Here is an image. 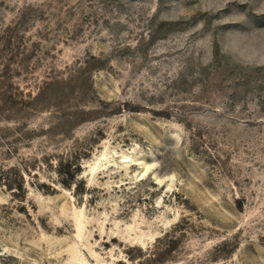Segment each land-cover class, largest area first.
Here are the masks:
<instances>
[{"label": "rangeland", "instance_id": "374dc122", "mask_svg": "<svg viewBox=\"0 0 264 264\" xmlns=\"http://www.w3.org/2000/svg\"><path fill=\"white\" fill-rule=\"evenodd\" d=\"M0 264H264V0H0Z\"/></svg>", "mask_w": 264, "mask_h": 264}, {"label": "bare ground", "instance_id": "6f19581e", "mask_svg": "<svg viewBox=\"0 0 264 264\" xmlns=\"http://www.w3.org/2000/svg\"><path fill=\"white\" fill-rule=\"evenodd\" d=\"M48 228H49V226H47ZM48 228H46V229H48ZM55 230V232L58 234L59 232H61V230L60 229H54ZM48 231V230H47ZM52 232V231H51ZM54 232V231H53Z\"/></svg>", "mask_w": 264, "mask_h": 264}]
</instances>
